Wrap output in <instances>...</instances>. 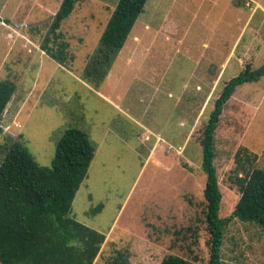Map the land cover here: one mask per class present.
Returning a JSON list of instances; mask_svg holds the SVG:
<instances>
[{
  "label": "rangeland",
  "instance_id": "374dc122",
  "mask_svg": "<svg viewBox=\"0 0 264 264\" xmlns=\"http://www.w3.org/2000/svg\"><path fill=\"white\" fill-rule=\"evenodd\" d=\"M61 2L0 0V80L16 82L1 123L0 163L22 140L51 167L64 130L81 128L96 151L71 215L106 234L94 264L125 249L128 264H160L168 254L208 264L200 138L225 83L246 64L264 63V0H147L98 88L82 69L118 0L76 3L61 26L74 56L66 65L39 46ZM215 139L219 215L229 217L240 197L234 178L250 169L245 156L256 154L254 166L264 169V77L236 88ZM242 146L249 151L238 163ZM221 257L222 264H264V228L231 218Z\"/></svg>",
  "mask_w": 264,
  "mask_h": 264
},
{
  "label": "trees",
  "instance_id": "16d2710c",
  "mask_svg": "<svg viewBox=\"0 0 264 264\" xmlns=\"http://www.w3.org/2000/svg\"><path fill=\"white\" fill-rule=\"evenodd\" d=\"M79 0H62L58 10L46 23L40 48L50 58L66 65L74 58L70 44L61 31L62 23L71 15ZM147 0H118L102 31L98 44L82 69V77L99 87L118 57L143 12ZM264 77V63L253 68L246 64L222 88L205 122L200 138L202 168L206 174L203 189L204 222L209 232L208 264H222L223 230L231 218L250 221L264 228V169L254 166L257 155L245 156L250 169L234 178L240 197L229 217L219 215L222 192L215 166V133L225 104L243 83ZM16 91V82L0 80V132L5 109ZM96 144L89 134L69 126L56 142L52 166L39 164L29 148L20 140H13L0 163V263L1 264H94L106 240V234L71 215L76 192L87 176L95 156ZM242 146L236 161L242 162ZM103 203L90 210L99 212ZM190 238L198 239L196 227L186 228ZM179 232V231H176ZM129 250H116L107 264H128ZM176 254L166 255L160 264H198Z\"/></svg>",
  "mask_w": 264,
  "mask_h": 264
},
{
  "label": "crops",
  "instance_id": "0c3cea01",
  "mask_svg": "<svg viewBox=\"0 0 264 264\" xmlns=\"http://www.w3.org/2000/svg\"><path fill=\"white\" fill-rule=\"evenodd\" d=\"M249 17H250V16H249ZM182 123H183V122H182ZM184 123H185L184 126H186V120H184ZM185 128H186V127H185ZM145 136H147V135H145ZM185 136H186V135H185ZM169 139H171V137H170ZM185 140H186V139H185ZM155 146H156V145H154V148H155ZM157 146H158V145H157ZM154 155H155L154 153H153L152 155L150 154L149 157L151 156L150 158L153 160V159H154ZM0 264H1V263H0Z\"/></svg>",
  "mask_w": 264,
  "mask_h": 264
}]
</instances>
